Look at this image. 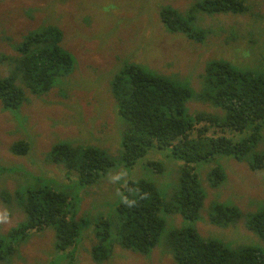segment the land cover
<instances>
[{
  "label": "rangeland",
  "instance_id": "obj_1",
  "mask_svg": "<svg viewBox=\"0 0 264 264\" xmlns=\"http://www.w3.org/2000/svg\"><path fill=\"white\" fill-rule=\"evenodd\" d=\"M201 1L0 0V54H16L14 41H23L29 32L54 24L63 31L61 44L75 59L73 71L60 77L57 86L19 109L27 118L25 124L18 118L21 113L5 108L0 101V232H8L26 217L15 201L6 198H15L17 189H24L27 183L32 185L36 177L42 176L47 184L77 197L78 218L88 216L93 220L83 231V240L74 254L75 264H177L166 247V235L168 230L184 225L182 212L167 215L166 229L151 254L117 245L113 256L103 262L93 257L98 237L92 224L100 215H116L121 188L130 179L153 181L167 188L170 198L179 187L184 165L169 148L158 147L151 148L146 157L158 163L160 169L148 165L143 158L132 167L123 163V140L129 123L118 113L112 80L126 59L161 74L190 79L196 90L202 87V76L212 59H229L236 66L264 75V0H245L248 9L243 13L211 14L198 9L194 13L197 26L210 31L203 37L204 42L193 40L184 30L170 32L162 22L164 7L190 14ZM8 71V66L1 63L0 76H6ZM187 105L191 112L222 113L221 108L196 98ZM231 135L238 140L246 133ZM262 135L257 150L264 153V125ZM23 139L31 142V151L25 155L12 153L11 145ZM64 140L75 146L101 147L113 160V168L92 187L77 185L78 174L68 176L64 164L44 161L53 145ZM217 160L227 175L218 186L208 180L216 163L196 164L207 192L201 217L195 223L198 232L222 239L232 247L264 249V240L246 225L248 215L264 207V168L252 169L248 162L228 155H217ZM217 202L235 205L241 211L240 217L228 226L210 220ZM54 240L51 228L32 233L20 246L21 256L10 264L47 260L49 253H55Z\"/></svg>",
  "mask_w": 264,
  "mask_h": 264
},
{
  "label": "trees",
  "instance_id": "obj_2",
  "mask_svg": "<svg viewBox=\"0 0 264 264\" xmlns=\"http://www.w3.org/2000/svg\"><path fill=\"white\" fill-rule=\"evenodd\" d=\"M247 5L245 0H203L190 14L164 7L160 15L170 32L184 30L193 40L204 42L203 37L210 31L197 26L194 13L198 9L211 14L243 13ZM62 35L57 25H44L24 35L23 41L12 43L16 54H0V64H6L9 70L6 76H0V101L5 108L21 113L19 109L25 103L41 99L57 86L60 77L73 71L75 59L61 44ZM202 78V87L196 90L190 79L161 74L130 59L115 74L112 92L118 113L129 123L123 140L125 166L132 167L143 158L148 165L160 169L158 163L146 157L153 147L169 148L184 165L179 187L170 198L167 188L148 179H130L125 183L116 215H100L92 224L98 237L93 248L97 262L110 259L117 245L151 254L166 229L167 215L182 212L184 225L168 230L166 235V247L177 264H264L262 247H232L222 239L201 235L195 225L207 197L196 164L216 163L208 176L212 186H218L227 176L217 155L246 161L252 169L264 168V153L257 150L263 136L264 75L221 58L207 63ZM193 98L221 108L222 113L191 112L187 104ZM18 118L25 124L27 118L23 113ZM236 133L246 135L236 140L231 135ZM30 148L31 142L23 139L14 142L10 151L25 155ZM44 161L64 164L68 176L78 174L76 184L84 188L97 184L114 166L101 147L75 146L65 140L55 143ZM13 196L7 197V201H15L26 217L8 232H0V264L13 263L21 256L20 246L32 233L50 228L55 232V253H49L47 260H37V264H75L74 254L83 240V231L93 221L88 216L78 218L77 197L47 184L42 176L36 177L32 185L27 183L24 189H17ZM215 208L210 220L223 226L234 223L241 214L230 203L217 202ZM246 225L264 240V207L251 212Z\"/></svg>",
  "mask_w": 264,
  "mask_h": 264
}]
</instances>
